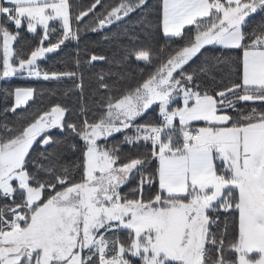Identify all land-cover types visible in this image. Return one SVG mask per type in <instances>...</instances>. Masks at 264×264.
I'll return each mask as SVG.
<instances>
[{
    "label": "snow or ice",
    "instance_id": "6c2138e0",
    "mask_svg": "<svg viewBox=\"0 0 264 264\" xmlns=\"http://www.w3.org/2000/svg\"><path fill=\"white\" fill-rule=\"evenodd\" d=\"M147 3L0 0V80L79 105L15 87L0 109V264H264V0H160L158 42L39 63Z\"/></svg>",
    "mask_w": 264,
    "mask_h": 264
},
{
    "label": "trees",
    "instance_id": "16d2710c",
    "mask_svg": "<svg viewBox=\"0 0 264 264\" xmlns=\"http://www.w3.org/2000/svg\"><path fill=\"white\" fill-rule=\"evenodd\" d=\"M71 3L75 6L77 10L86 8L92 0H70ZM160 0H148L147 6L143 9L142 12L134 13L130 18H126L123 23L113 25L110 29L105 30L101 33H93L90 31H85L81 33V39L79 44L75 41L66 42V45L57 53L49 54L48 57L44 60L39 61L42 68L49 71H63L65 69V62L67 61L69 66L71 64V57L74 54V51L77 47L83 49L88 47L96 51L103 52L108 55L110 58L112 54L117 50L116 44L129 43V36L135 34L140 37V43H155L159 41V36L156 33H153L152 40H145V35L150 31L148 25L155 24L157 17L160 11L159 8ZM264 15V14H262ZM143 18V22H141ZM88 18H86L87 20ZM261 16H256L251 22L250 27L260 22ZM104 36H108L109 39H104ZM17 44L23 45L25 51H30L33 47L38 44V38L33 34L28 33L26 30H21V36L19 37ZM212 49H210V52ZM209 53H206L208 55ZM219 55V53H216ZM199 63V61H197ZM105 69L108 68L107 64L102 65ZM99 68L97 69V71ZM115 71H123L121 68H114ZM235 69L232 66L222 65L221 73H218L217 76L222 74L227 76L230 72H234ZM94 76L92 74H86L85 79V94L88 95L91 91L93 84ZM15 87H33L38 91L41 89H56L57 96L53 97L52 100L55 102L57 99L68 104L70 107H78V100L75 94L70 95L68 98L63 96V90L65 88L71 87L70 82L64 81L58 83L55 81H43L37 79H21V78H11L9 80H0V109H3L6 105L12 103V97L8 93L12 92ZM7 90V91H5ZM31 103V102H30ZM21 111V110H18ZM155 117V113L146 115L145 119L152 120ZM10 121L16 119L11 113L8 114ZM55 132V130H54ZM112 143H119L122 140L121 134H116L113 138H110ZM123 150L125 153L133 152L134 150L129 149L127 145H123ZM151 193L145 192V196L150 195Z\"/></svg>",
    "mask_w": 264,
    "mask_h": 264
}]
</instances>
